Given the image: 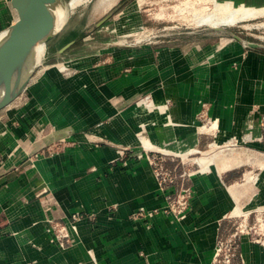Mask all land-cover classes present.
<instances>
[{"label": "crops", "instance_id": "crops-1", "mask_svg": "<svg viewBox=\"0 0 264 264\" xmlns=\"http://www.w3.org/2000/svg\"><path fill=\"white\" fill-rule=\"evenodd\" d=\"M106 56L70 78L67 73L47 75L53 104L39 98L34 108L48 109V116L25 105L17 111L18 132H0L2 148L16 134L21 155L6 168L0 163V264H211L231 215L248 209L239 216L245 217L255 205L264 207L263 52L207 32ZM144 93L151 94L154 111L162 113L166 104L168 113L167 122L166 117L148 118L146 111L150 142L143 139L145 146L152 143L185 156L188 149L209 147V141L234 138L257 149V167L236 178L234 172L241 168L236 163H221L215 156L195 158L199 171L188 180L193 196L182 221L160 213L133 219L140 209L153 212L164 204L145 161L112 148L137 151L143 110L133 105ZM63 95V110L53 113ZM76 95L94 109L91 118L77 125L66 122L73 120L70 100ZM59 112L63 120L56 116ZM49 122L53 140L75 139L55 145L53 157L22 164L27 136H32L26 128ZM94 124L98 127L86 136L70 133ZM96 137L108 145H94ZM175 157L183 162L181 155ZM211 164L217 168H208ZM74 214L86 216L72 223ZM52 225L53 239L46 229ZM59 228L67 240H58ZM239 264H264L263 248L241 242Z\"/></svg>", "mask_w": 264, "mask_h": 264}, {"label": "rangeland", "instance_id": "rangeland-1", "mask_svg": "<svg viewBox=\"0 0 264 264\" xmlns=\"http://www.w3.org/2000/svg\"><path fill=\"white\" fill-rule=\"evenodd\" d=\"M99 1L101 0H89L85 4L76 7L75 10H67L66 13L63 12L64 19L62 21V29L57 32L55 37L46 45L44 57L41 63L36 66L35 72L26 87L27 90L25 89L11 105L0 112L1 133H7L11 130H16L18 132L19 124L17 120V111L24 108L25 105H29L33 112L39 114L38 116H40L41 113H43V117H45V115L48 116L49 113H45L48 109L43 110L40 107L34 108L35 104L38 105L37 103H39V98H43L45 102L50 98L47 102H52L53 104V86L48 87L50 84H48L45 79L47 75L53 76V73L65 75V73H67V77L70 78L75 74L80 73L83 70V66L85 67V65L87 66V64L92 62L96 63L99 59L102 61L104 57H107L106 53H112L120 49H128L129 47L134 48V46L130 44L135 43L136 41H142V39L147 35H166L177 32H189L198 28H207L196 27L191 24L193 16V9L191 6H206L208 8H212L213 6H239L245 2V0H112L110 4H106L100 8L98 7ZM68 2L69 0H60L59 8L63 10L66 8V4ZM252 2L254 5L252 4L249 6L257 10L258 14L256 16H253L235 26L225 28H228L229 31H232L248 41L264 46V0H252ZM182 4L187 6L184 8ZM190 10L192 15L190 14ZM182 15L185 16L183 17ZM188 16L190 17V21ZM14 18L15 16L10 8L9 0H0V34L9 27V25L14 21ZM98 24L99 26H96ZM116 26L118 27V32L102 33L104 30H108L109 32ZM160 40L163 41L160 42ZM156 41L158 42L149 46L156 48L161 47L166 39L160 38ZM70 42H73L72 45L63 53L58 55L57 52ZM127 44H129V47H123V45ZM259 52L264 53V49ZM35 93L36 95H34ZM150 96V93H144L138 96L133 105L135 106L138 104L137 110H143V113L140 115L142 119H139V129L136 135L137 151H134L135 148L128 146H113L112 148H115L122 153L133 154L138 157V161L144 160L147 166H149V163L145 155L149 153V151H157L172 156L181 155L184 163L183 167L187 173L191 174V176L197 174V171H199L198 166L192 160L200 157L215 156V160L218 162L236 163L241 167L239 170L234 172L237 176L236 178H239L243 172L250 171L257 167L260 162L257 149L248 146L247 144H243L241 140L234 138L220 142L217 140L216 142L209 141V147L201 150L197 148L188 149L187 151L182 152L187 153L185 156L183 154H179V151L174 152L173 150L164 147H155L152 143H150V146H145V144H143V139L149 141L147 129L148 123H146L147 121L144 119L148 115L146 111H149L148 118L157 116L159 118L166 117L167 119L168 117L166 104L164 106L165 110H162V113L160 110L154 111L153 107L149 106L151 103ZM78 99H80V96L76 95L74 100H70V104L72 105L74 112L70 113L69 118L73 120L68 118L70 121L66 120L67 123L73 121L76 125L81 124V121L87 120L93 116L92 112L94 109L88 108L86 105L87 103L83 104L81 101H78ZM57 101L62 102L59 104L60 106L58 109L56 111L54 110V112L52 110L50 114L52 112L55 113L63 110L62 105L66 104V97L63 95V97L58 98ZM42 110L43 112H41ZM56 116L59 120H63L62 118H64L61 112H59ZM207 117V114L203 116V118ZM198 118L200 119L201 116L198 115ZM166 121L168 122V119ZM63 124L64 123L59 124V126ZM97 127L98 124L88 127L81 125V129H72L70 133L75 135L79 132L80 134H84L86 136L89 131L96 129ZM26 129H28L29 133H32V136H27L28 138L26 141H28V148L26 150H28V155L22 164L30 163L34 159H37L38 156L46 158L53 157V147L55 145L59 144L57 147L60 145H68L72 142V139H75V136H71L68 140L60 138L58 139L59 141H54V126L51 122L39 125L36 128L31 126L30 129L29 127ZM96 138L93 139L94 145H108L107 140ZM18 141L19 139L16 137V134H14V139H12L11 142H7L3 147L4 149L0 146L1 167L3 166V168H6L9 163L16 162L21 157V155L17 152ZM37 144L39 145V149H36ZM175 159L177 162L181 163L177 160V158ZM214 167L217 168L215 164H211L208 168ZM140 211L148 212L144 209H140L133 213L131 217L133 218V216ZM243 211L245 215L248 209H243L241 212L236 211L234 215H231L233 218L228 219L230 223L226 222L228 224L224 227L225 230L221 233L219 239L228 238L233 232H236V230H243V232L237 236L238 242L240 239L243 243L247 241L254 244L252 240H258L259 238H261L260 241L262 242L264 238L257 236V234H253L249 228L254 225L255 227H264V207L259 208L255 205L253 208H250L249 215L239 217L243 215ZM80 216L85 217L86 215L81 214ZM71 222L78 223L79 221H73L71 218ZM243 226H246L247 229L245 230ZM46 229L47 231H50L49 233L53 239V225ZM71 245L72 244H69L67 246ZM254 245L260 246L257 244Z\"/></svg>", "mask_w": 264, "mask_h": 264}, {"label": "water", "instance_id": "water-1", "mask_svg": "<svg viewBox=\"0 0 264 264\" xmlns=\"http://www.w3.org/2000/svg\"><path fill=\"white\" fill-rule=\"evenodd\" d=\"M9 5L15 18L0 39V112L11 105L29 84L36 67L27 71L26 66L28 61L34 58L36 47L39 45L46 47L57 34L54 29V9L60 5V0H9ZM207 32L223 34L240 43L246 50L260 51L264 49L261 44L248 41L225 27L198 28L189 32L166 35H147L142 41H136L130 45L134 47L149 46L157 43L156 40L160 38L167 40L178 36H193ZM162 41L160 40V42ZM72 43L66 44L57 54L63 53ZM123 47H129V44L123 45Z\"/></svg>", "mask_w": 264, "mask_h": 264}, {"label": "built area", "instance_id": "built-area-1", "mask_svg": "<svg viewBox=\"0 0 264 264\" xmlns=\"http://www.w3.org/2000/svg\"><path fill=\"white\" fill-rule=\"evenodd\" d=\"M146 158L154 177L159 193L163 195L164 204L153 212H139L133 216V219H143L146 217L163 214L167 218H171L176 222L182 221L191 207L192 191L188 185V180L191 176L184 169V163L176 161V157L167 155L157 151H149ZM73 221L83 219L78 214H74ZM89 219L94 220V216L90 215ZM246 230V226H243ZM253 234L264 238V227L252 226L249 228ZM243 230H236L228 238L217 239L211 264H239L240 262V245L241 240L237 239ZM252 240L254 244L260 245L264 251V239L262 242ZM58 240L60 242L67 240L63 228L58 229ZM66 242V241H65Z\"/></svg>", "mask_w": 264, "mask_h": 264}, {"label": "bare ground", "instance_id": "bare-ground-1", "mask_svg": "<svg viewBox=\"0 0 264 264\" xmlns=\"http://www.w3.org/2000/svg\"><path fill=\"white\" fill-rule=\"evenodd\" d=\"M88 1L89 0H69V2L66 4V8H64L63 10H61V8H59V6H57L54 9L55 33L59 32L62 29L61 26H62V21L64 19V16H63L64 13L63 12L66 13L67 10H69V11L75 10L76 7H78L79 5L85 4ZM111 1L112 0H101L98 3V7L101 8V7L105 6L106 4L108 5V4H110ZM192 3H191V5H192ZM252 4L254 5L252 0H245V2L239 6H234V5L213 6L212 8H208L206 6H204V7H195V6L192 7L191 6V8L193 9L192 10L193 16H192L191 24L196 26V27H208V28L232 27V26H235L239 23H242L243 21H245V20H247L253 16H256L258 14V12L255 8H251L249 6ZM182 6L185 8V6H187V5L182 4ZM188 7H190V6H188ZM178 9H180V8H178ZM185 13H186V11H185ZM190 14H191V10H190ZM188 19L190 21V17ZM188 19H187V21H188ZM117 28L118 27L116 26L115 28H113L109 32H108V30H104V31H102V33H116L119 31ZM3 36H4V33H1L0 39ZM45 49H46V47L44 45H39L36 47L35 52H34V58L32 60L28 61V63H27V66H26L27 71L36 67L37 65H39V63H41V61L44 57V54H45Z\"/></svg>", "mask_w": 264, "mask_h": 264}]
</instances>
